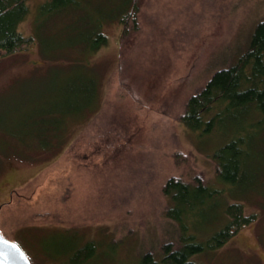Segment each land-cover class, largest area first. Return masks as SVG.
Here are the masks:
<instances>
[{
	"label": "rangeland",
	"instance_id": "374dc122",
	"mask_svg": "<svg viewBox=\"0 0 264 264\" xmlns=\"http://www.w3.org/2000/svg\"><path fill=\"white\" fill-rule=\"evenodd\" d=\"M49 1L29 0L19 24L33 43L0 55V232L32 264H69L52 256L63 238L49 232L66 227L72 240L77 231L100 242L82 264H136L137 244L157 251L175 236L164 214L165 180L203 174L229 189L212 200L208 217L238 200L256 219L197 259L264 264V129L248 132L246 176L230 186L211 158L223 136L215 129L204 142L178 120L188 95L248 42L264 0H140L128 34L109 20L120 16L121 0H78L67 16L39 12ZM98 17L109 20L100 26L108 41L92 50ZM52 118L59 127L50 134L33 132Z\"/></svg>",
	"mask_w": 264,
	"mask_h": 264
},
{
	"label": "trees",
	"instance_id": "16d2710c",
	"mask_svg": "<svg viewBox=\"0 0 264 264\" xmlns=\"http://www.w3.org/2000/svg\"><path fill=\"white\" fill-rule=\"evenodd\" d=\"M28 2L0 0V55L13 53L33 43V36L19 30V24L29 15ZM120 4L119 19L111 17L109 20H119L124 26L123 33L128 34L130 21L137 22L140 0H121ZM75 6H79L78 0H50L40 7L39 12H65L63 16H67L69 12H66ZM109 20H103V23ZM103 23L99 17L93 21L94 29L89 32L92 50L99 49L108 41L100 29ZM137 25L133 27L137 28ZM229 58L231 62L228 65L216 67L206 81L188 95L178 120L191 131L197 132L204 142L207 141L204 136L215 129L223 136V140L214 147L211 158L215 162L218 179L231 186L241 185L246 176L247 146L251 144L248 132L264 129V17L255 22L248 42L239 45L238 51ZM89 89L90 97L99 94L96 79L91 81ZM52 110L47 109L49 112ZM41 116L45 118L40 113ZM34 119L31 117L32 123ZM38 126L33 132L46 135L56 126L58 128L59 123L52 118ZM215 185L205 179L203 174H193L190 179L175 174L168 177L161 191L168 200L164 214L175 225V236L172 240L159 242L157 251H153L149 243L137 244L136 264H204L197 259L198 256L216 250L243 225L256 219L255 214L244 213L243 203L238 200L226 202L215 217H208V209L213 208L212 200L229 191ZM218 220L224 222L219 227L215 224ZM69 228L50 229L49 232L55 233L56 238L65 240L61 241L57 250L52 251V256L69 264H82L95 258L101 248L100 242L93 238L84 240L83 234L77 231L75 235L78 238L72 240L66 236ZM120 242L111 240L109 244L114 247ZM109 246L106 245L107 248ZM45 253L50 252L47 250Z\"/></svg>",
	"mask_w": 264,
	"mask_h": 264
},
{
	"label": "water",
	"instance_id": "95a60500",
	"mask_svg": "<svg viewBox=\"0 0 264 264\" xmlns=\"http://www.w3.org/2000/svg\"><path fill=\"white\" fill-rule=\"evenodd\" d=\"M0 264H32V262L17 242L0 232Z\"/></svg>",
	"mask_w": 264,
	"mask_h": 264
},
{
	"label": "snow or ice",
	"instance_id": "6c2138e0",
	"mask_svg": "<svg viewBox=\"0 0 264 264\" xmlns=\"http://www.w3.org/2000/svg\"><path fill=\"white\" fill-rule=\"evenodd\" d=\"M15 246H13V248H14Z\"/></svg>",
	"mask_w": 264,
	"mask_h": 264
}]
</instances>
